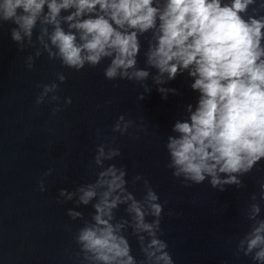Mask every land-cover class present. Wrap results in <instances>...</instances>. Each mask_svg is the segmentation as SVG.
Here are the masks:
<instances>
[{
    "label": "water",
    "instance_id": "obj_1",
    "mask_svg": "<svg viewBox=\"0 0 264 264\" xmlns=\"http://www.w3.org/2000/svg\"><path fill=\"white\" fill-rule=\"evenodd\" d=\"M261 5L264 0H256L242 17L264 16ZM61 26L68 30L63 21ZM11 27L0 28V264H87L75 237L85 222H92L96 200L79 204L78 189L94 184L98 173L111 164L126 170V187L137 200L144 198V180L157 193L162 205L157 238L167 244L173 264H260L237 248L254 223L248 219L252 203L260 206L256 219H264L260 200L264 159L239 176L241 187L225 185L223 191L213 188L207 176L195 184L172 175L167 167V138L175 134L176 121L188 119L187 106L195 107L199 93L191 89L194 78L187 71L171 81L165 75L164 84L155 83L158 71L146 63L151 32L139 36L141 49L136 57V67L147 70L148 77L108 80L104 70L111 58L76 71L58 59H48L36 39L39 24L31 44L27 38L23 44L12 41ZM37 50L42 52L40 57H35ZM29 56L35 58L31 70ZM57 73L65 75L63 83ZM53 82L59 84L58 90L38 105L43 89L37 85ZM160 87L176 89V94L162 99ZM53 95L59 99L53 101ZM55 109L59 110L54 114ZM120 116L124 117L121 128L131 122L123 135L113 131ZM101 144L120 149V155L103 161L102 167L95 164ZM137 175L142 179L136 181ZM61 190L76 195L69 200ZM253 194L256 201L251 200ZM70 210L82 216L74 220ZM113 213L114 224L128 222L121 234L128 239L136 264H149L139 236L145 237L144 246L150 238L135 232L127 204ZM154 219L146 216L148 223Z\"/></svg>",
    "mask_w": 264,
    "mask_h": 264
},
{
    "label": "clouds",
    "instance_id": "obj_2",
    "mask_svg": "<svg viewBox=\"0 0 264 264\" xmlns=\"http://www.w3.org/2000/svg\"><path fill=\"white\" fill-rule=\"evenodd\" d=\"M255 2L0 0V28L13 25L12 41L23 44L27 38L31 44L39 24L36 39L49 60L58 59L62 65L79 71L86 64L95 67L103 59L111 58L104 70L106 79L137 81L149 75L147 70L136 67L141 49L139 36L151 32L146 63L158 71L155 83L164 84L187 71L194 78L191 89L199 93L195 107L187 106L188 119L176 121L172 129L175 134L167 138V167L174 177L195 184L210 177L211 186L223 191L225 185L241 187L239 176L249 173L264 159V16L245 19L241 15ZM62 12L69 14L61 17ZM62 21L67 24V31L61 26ZM41 55L37 50L35 57ZM34 64L35 58L29 56L27 68L33 69ZM165 75L167 81L163 79ZM57 79L63 83L66 77L57 73ZM37 87L43 89L36 100L39 105L48 93L58 90L59 84ZM157 90L162 99H167L168 93L176 94V89ZM58 99L52 96L53 101ZM71 102L67 98L66 103ZM123 120L120 116L113 127L114 132L122 135L131 124L128 122L121 128ZM119 155V148L101 144L95 164L102 167L103 161ZM220 174H225V178ZM126 175L124 168L111 164L98 173L94 184L78 189L79 204L88 205L96 200L92 222H85L75 237L83 260L87 264H136L128 239L121 234L128 222L113 223V210L127 204L135 232L147 233L150 238L144 246L145 237L139 236L149 264H173L166 251L167 244L157 238L162 213L157 193L144 180V198L137 200L126 187ZM141 179L139 175L135 177L136 181ZM260 187V200L264 201V184ZM40 190H44L43 185ZM61 195L71 200L76 194L61 190ZM251 200H257L255 194ZM259 213V204L252 203L248 219L254 223L239 242L237 251L252 255L254 261L264 264V219H256ZM68 214L74 220L82 216L73 210ZM147 215L156 219L148 223Z\"/></svg>",
    "mask_w": 264,
    "mask_h": 264
}]
</instances>
